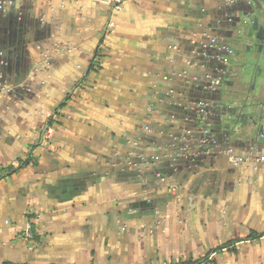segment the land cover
Segmentation results:
<instances>
[{
    "label": "crops",
    "instance_id": "1",
    "mask_svg": "<svg viewBox=\"0 0 264 264\" xmlns=\"http://www.w3.org/2000/svg\"><path fill=\"white\" fill-rule=\"evenodd\" d=\"M0 6V264H264V0Z\"/></svg>",
    "mask_w": 264,
    "mask_h": 264
},
{
    "label": "water",
    "instance_id": "2",
    "mask_svg": "<svg viewBox=\"0 0 264 264\" xmlns=\"http://www.w3.org/2000/svg\"><path fill=\"white\" fill-rule=\"evenodd\" d=\"M247 22L248 19H246L245 23ZM249 24L253 26L252 34L254 36V47H256L259 53H264V24L261 23L259 19H252ZM233 95L234 98L231 102V109L233 110V113L228 115V127L238 129L242 132H247L248 130H250V127L254 130H257V132L262 133L264 127L263 125L259 124V120L263 119V114L259 115L258 118H256V111L254 106H248L247 104L237 105L236 100H238V98L240 97V93L239 91H236L235 93H233ZM243 119H245L246 122H242ZM204 127L205 125H203V127L199 130L200 133L197 137V142L201 152L206 153L209 152L207 150L212 151L213 147L217 145V142L215 141L212 133H210V137L204 135V133L202 132ZM204 138H208L209 142L203 143L202 140ZM183 148L187 152L186 148H189V145L185 144Z\"/></svg>",
    "mask_w": 264,
    "mask_h": 264
},
{
    "label": "built area",
    "instance_id": "3",
    "mask_svg": "<svg viewBox=\"0 0 264 264\" xmlns=\"http://www.w3.org/2000/svg\"><path fill=\"white\" fill-rule=\"evenodd\" d=\"M114 3H115V9H120L121 6L120 4L122 3V0H114ZM1 8V6H0ZM115 26V23L114 22H111L110 24V27H114ZM212 43H216L217 42V39L216 38H212ZM223 49H225L227 52L229 53H232L233 50L228 46V45H224L222 46ZM213 84L215 85H218L219 84V81L218 80H213L212 81ZM206 104L201 106L200 105V112L201 114H203V116L206 114ZM202 132L204 133L205 136H209L210 137V129H209V126H205L202 130ZM53 133H54V126H53V121H50L49 123H47L46 125V129L43 133V138L44 139H47V140H50L53 136ZM203 143H208L209 142V139L208 138H204L202 140ZM188 150V148H186ZM207 151H210V150H207ZM229 156H230V160L232 162L233 165L235 166H238V165H241V164H245V163H259V162H264V155H261V156H248V157H238V156H234L232 155V153H228ZM23 237L25 239H28V240H31L35 237V231L33 229V225L29 222L27 225H26V229L23 233Z\"/></svg>",
    "mask_w": 264,
    "mask_h": 264
},
{
    "label": "trees",
    "instance_id": "4",
    "mask_svg": "<svg viewBox=\"0 0 264 264\" xmlns=\"http://www.w3.org/2000/svg\"><path fill=\"white\" fill-rule=\"evenodd\" d=\"M207 260V258L206 257H204V258H202V259H200V260H198V261H196V262H194V263H192L193 261H191V260H189L188 262H184V263H182V264H197V263H201V262H205Z\"/></svg>",
    "mask_w": 264,
    "mask_h": 264
},
{
    "label": "flooded vegetation",
    "instance_id": "5",
    "mask_svg": "<svg viewBox=\"0 0 264 264\" xmlns=\"http://www.w3.org/2000/svg\"><path fill=\"white\" fill-rule=\"evenodd\" d=\"M217 43H218V40H217L216 43H214V45H215V44L217 45ZM229 47L233 50L232 54L235 53V49H234L233 47H231V46H229ZM223 60L226 62V61L228 60V58L224 56V57H223ZM209 129H210V131H211V128H210V127H209Z\"/></svg>",
    "mask_w": 264,
    "mask_h": 264
}]
</instances>
